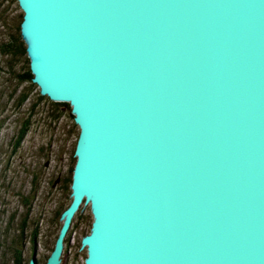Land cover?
<instances>
[{
  "label": "water",
  "instance_id": "1",
  "mask_svg": "<svg viewBox=\"0 0 264 264\" xmlns=\"http://www.w3.org/2000/svg\"><path fill=\"white\" fill-rule=\"evenodd\" d=\"M32 81L79 129L83 264H264V0H16Z\"/></svg>",
  "mask_w": 264,
  "mask_h": 264
},
{
  "label": "rangeland",
  "instance_id": "2",
  "mask_svg": "<svg viewBox=\"0 0 264 264\" xmlns=\"http://www.w3.org/2000/svg\"><path fill=\"white\" fill-rule=\"evenodd\" d=\"M21 12L17 2L0 0V264L11 262L9 248L13 239L23 244L22 220L27 221V234L38 215L44 232L40 251L48 256L53 249L63 220L55 209L63 208L71 199L70 189L62 188L56 179L70 173L78 132L69 105L60 103L57 107L62 111L60 117L48 118L45 112L52 105L46 98L38 100L39 89L34 82L19 83L17 74L24 72L28 65L27 52L10 56L2 51L3 44L20 33ZM20 37L26 47L21 33ZM21 92H27L28 98L18 107L17 96ZM26 119H30L28 131L15 147V136ZM46 160L48 166L44 165ZM16 168L18 173L13 178L17 179L7 182L5 173ZM76 213L71 221L73 228L69 233L70 225L66 234L60 264H83L84 261L86 250L80 247V240L90 227L89 205L81 204ZM23 252L26 262L29 257L24 244Z\"/></svg>",
  "mask_w": 264,
  "mask_h": 264
},
{
  "label": "trees",
  "instance_id": "3",
  "mask_svg": "<svg viewBox=\"0 0 264 264\" xmlns=\"http://www.w3.org/2000/svg\"><path fill=\"white\" fill-rule=\"evenodd\" d=\"M13 1L17 2L16 0H13ZM21 17H23L22 12H21ZM19 32H20V26H19ZM2 51H4L6 54H8L10 56L25 55L26 54V47H25L23 41L21 40L20 33L9 38L7 40V42H5L3 44ZM17 78L19 80V83L24 82V81H30V83H31L32 73H31L30 68H29V59H28V65L26 66L25 71L17 74ZM32 84L34 86H37L35 83H32ZM38 97H39L38 100L46 98L48 100V102L51 103V105H52L51 110L50 111L46 110V112H45L47 114V117L48 118L52 117V118L58 119L60 117V115L62 114V111L57 108L60 103L50 100L47 96L41 95L40 92H39ZM27 98H28V93L27 92H21L17 96V102H16L17 104L16 105H18V107H19L20 105H22L26 101ZM33 107H34V105L31 106V109H33ZM72 118H73V115H72ZM29 123H30V119H26L21 124V126L19 128V132L16 134L15 139H14V146L15 147L19 145L20 140L24 137V135L28 131ZM73 124L76 128H78L75 123H73ZM78 133H79V129L77 132V137H78ZM77 137H76V139H77ZM74 163H75V158L73 157L72 164L70 167V173L68 175L62 177V179H60V183H61L62 188H65L68 190L70 189L71 176H72V170L74 167ZM70 201H71V199H70ZM68 204H69V202H68ZM68 204L61 209H55L56 213H59L58 215H60L64 211V209L68 206ZM76 216L79 218L80 215L78 216V214L76 213ZM89 217H90V226H91V221H92L91 214ZM22 224H23V222H22ZM22 227H23V225L20 227L21 233L23 231ZM72 228H73V223L71 224V228H70L69 233L71 232ZM88 232H89V230H87V231L85 230L83 235L87 234ZM65 240H66V238H65ZM9 250L11 253V255H10L11 256V258H10L11 262L10 263L6 262V264H23L22 250L16 241L12 240V245L10 246Z\"/></svg>",
  "mask_w": 264,
  "mask_h": 264
},
{
  "label": "flooded vegetation",
  "instance_id": "4",
  "mask_svg": "<svg viewBox=\"0 0 264 264\" xmlns=\"http://www.w3.org/2000/svg\"><path fill=\"white\" fill-rule=\"evenodd\" d=\"M18 132H19V130H18ZM44 165L48 166L49 165V161L46 160V162H44ZM7 166H9V165L7 164ZM12 172H15V173H12ZM16 173H18L17 168H16V170L8 169L7 173H5L6 181L7 182H13L14 180H16L17 178L16 179L13 178V174L15 175ZM56 180L58 181V180H60V178H57ZM56 180H55V183H56ZM38 216H40V215H38ZM38 216H37L36 219L32 220L33 226H32V228H30V230H29V232H27V234L25 233L26 232V228H27V224H26L27 221H23L22 220V222H23V224H22L23 227L22 228L24 230V231H22L23 232L22 233L23 234L22 235V240H23V244H24L26 253L28 254V257H29L28 261H27V257L25 259L27 264H46L47 259H48L49 255L51 254V252L53 250V249L51 250V252H50V254L48 256H45L40 251V246L44 243V241L42 240L44 232L41 229V222L40 221H41L42 218L38 217ZM13 240L16 241L17 243L19 242V240L16 239V238L13 239ZM23 244H19V247L22 250V258H23L24 254H25L23 252ZM26 262H24V259H23V264H26Z\"/></svg>",
  "mask_w": 264,
  "mask_h": 264
}]
</instances>
